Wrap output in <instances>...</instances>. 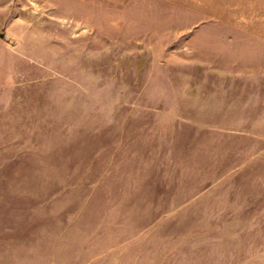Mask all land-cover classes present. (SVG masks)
<instances>
[{"label": "rangeland", "instance_id": "rangeland-1", "mask_svg": "<svg viewBox=\"0 0 264 264\" xmlns=\"http://www.w3.org/2000/svg\"><path fill=\"white\" fill-rule=\"evenodd\" d=\"M0 264H264V0H0Z\"/></svg>", "mask_w": 264, "mask_h": 264}]
</instances>
